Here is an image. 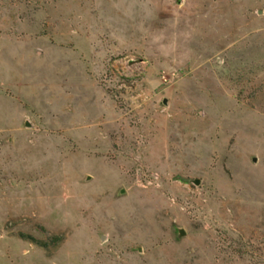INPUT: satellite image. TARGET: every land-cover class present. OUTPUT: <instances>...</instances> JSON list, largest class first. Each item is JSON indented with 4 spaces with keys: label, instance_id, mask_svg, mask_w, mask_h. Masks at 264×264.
Segmentation results:
<instances>
[{
    "label": "rangeland",
    "instance_id": "1",
    "mask_svg": "<svg viewBox=\"0 0 264 264\" xmlns=\"http://www.w3.org/2000/svg\"><path fill=\"white\" fill-rule=\"evenodd\" d=\"M0 234V264H264V0H0Z\"/></svg>",
    "mask_w": 264,
    "mask_h": 264
},
{
    "label": "crops",
    "instance_id": "2",
    "mask_svg": "<svg viewBox=\"0 0 264 264\" xmlns=\"http://www.w3.org/2000/svg\"><path fill=\"white\" fill-rule=\"evenodd\" d=\"M6 213H7V212H6ZM1 233H7L8 236H14V235H11L7 229H6L4 232H1ZM185 236H186V234H185ZM185 236H183V237H185ZM0 238H1V239L3 238V235H2V234H0ZM102 246H103V245L100 244L99 247L102 248ZM27 252H28V251H25V253H27ZM40 252L42 253L41 250H40ZM55 254H56V253H55ZM55 254H54V255H55ZM54 255H52L51 257L45 255L46 257H48V258H45V259L52 260V262L55 264L54 258L57 257V256H54ZM73 264H74V263H73Z\"/></svg>",
    "mask_w": 264,
    "mask_h": 264
},
{
    "label": "water",
    "instance_id": "3",
    "mask_svg": "<svg viewBox=\"0 0 264 264\" xmlns=\"http://www.w3.org/2000/svg\"><path fill=\"white\" fill-rule=\"evenodd\" d=\"M165 103H166V102H165ZM25 124H26L27 127H30V123H29L28 121H27ZM255 161H256V159H255ZM87 180H90V177H88ZM195 184H196V185H199V184H200V181H199V180H196V181H195ZM124 192H125V191L122 190V191H121V194H123ZM185 234H186V233L184 232V230H183V229H180V236H185Z\"/></svg>",
    "mask_w": 264,
    "mask_h": 264
},
{
    "label": "flooded vegetation",
    "instance_id": "4",
    "mask_svg": "<svg viewBox=\"0 0 264 264\" xmlns=\"http://www.w3.org/2000/svg\"><path fill=\"white\" fill-rule=\"evenodd\" d=\"M177 232H179V233H180V230H178Z\"/></svg>",
    "mask_w": 264,
    "mask_h": 264
},
{
    "label": "clouds",
    "instance_id": "5",
    "mask_svg": "<svg viewBox=\"0 0 264 264\" xmlns=\"http://www.w3.org/2000/svg\"><path fill=\"white\" fill-rule=\"evenodd\" d=\"M180 230V229H179ZM185 232V231H184ZM181 237H183V236H181Z\"/></svg>",
    "mask_w": 264,
    "mask_h": 264
}]
</instances>
